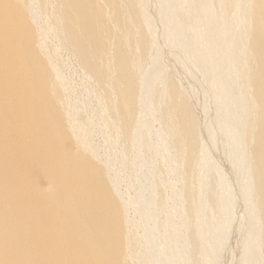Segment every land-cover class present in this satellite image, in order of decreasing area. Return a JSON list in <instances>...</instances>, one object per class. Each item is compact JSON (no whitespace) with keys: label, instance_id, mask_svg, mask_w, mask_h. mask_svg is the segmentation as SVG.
<instances>
[{"label":"bare ground","instance_id":"1","mask_svg":"<svg viewBox=\"0 0 264 264\" xmlns=\"http://www.w3.org/2000/svg\"><path fill=\"white\" fill-rule=\"evenodd\" d=\"M0 264H264V0H0Z\"/></svg>","mask_w":264,"mask_h":264},{"label":"rangeland","instance_id":"2","mask_svg":"<svg viewBox=\"0 0 264 264\" xmlns=\"http://www.w3.org/2000/svg\"><path fill=\"white\" fill-rule=\"evenodd\" d=\"M79 88H81V86ZM94 138H95L96 142L99 143L101 136L97 134Z\"/></svg>","mask_w":264,"mask_h":264}]
</instances>
